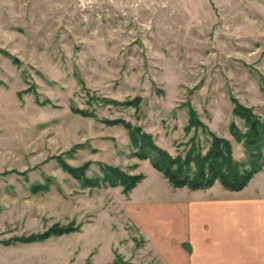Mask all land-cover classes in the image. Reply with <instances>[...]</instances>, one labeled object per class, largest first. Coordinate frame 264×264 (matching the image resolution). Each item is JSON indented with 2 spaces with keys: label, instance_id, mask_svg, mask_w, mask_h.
<instances>
[{
  "label": "rangeland",
  "instance_id": "rangeland-1",
  "mask_svg": "<svg viewBox=\"0 0 264 264\" xmlns=\"http://www.w3.org/2000/svg\"><path fill=\"white\" fill-rule=\"evenodd\" d=\"M263 86L264 0H0V264H172L161 239L176 238L188 189L106 121L140 127L172 157L204 154L212 133L245 163L232 110L264 119ZM189 109L205 130L187 127ZM85 163L90 178L103 163L144 179L128 194L83 188L62 164ZM69 224L78 231L3 244Z\"/></svg>",
  "mask_w": 264,
  "mask_h": 264
},
{
  "label": "trees",
  "instance_id": "trees-1",
  "mask_svg": "<svg viewBox=\"0 0 264 264\" xmlns=\"http://www.w3.org/2000/svg\"><path fill=\"white\" fill-rule=\"evenodd\" d=\"M262 92L264 94V86ZM104 102L137 107L139 99L123 103L112 100H104ZM71 111L85 118L93 117V113L87 110L72 108ZM232 114L242 121V130L232 122L229 125V131L234 141L242 146L246 155L245 163H239L233 159L229 141L212 133H209L210 145L204 154L192 145L183 157L180 155L172 157L156 146L152 137L140 127L121 119L106 121V123L122 127L127 132L130 145L134 149L133 154L142 161L148 160L151 167L159 172L173 189L206 190L218 182L224 189L238 192L243 190L253 176L264 168V119H260L250 108L237 102H234ZM187 127L205 130L193 109H189ZM89 166V163H85L81 167L73 168L62 164V170L83 188L121 187L124 194L130 193L144 179L142 175H128L118 167L103 163L98 164L100 175L90 178L86 176ZM36 191L38 192L37 189L34 190ZM77 231L78 227H74L73 224L53 225L42 233L12 238L3 244H32Z\"/></svg>",
  "mask_w": 264,
  "mask_h": 264
},
{
  "label": "crops",
  "instance_id": "crops-1",
  "mask_svg": "<svg viewBox=\"0 0 264 264\" xmlns=\"http://www.w3.org/2000/svg\"><path fill=\"white\" fill-rule=\"evenodd\" d=\"M218 184L175 189L186 199L176 238L161 239L172 264H264V168L241 191Z\"/></svg>",
  "mask_w": 264,
  "mask_h": 264
}]
</instances>
